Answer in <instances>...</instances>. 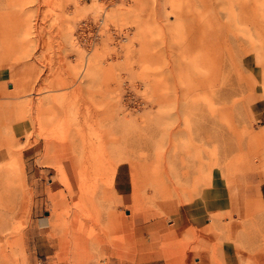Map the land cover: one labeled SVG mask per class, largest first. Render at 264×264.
I'll use <instances>...</instances> for the list:
<instances>
[{
	"label": "rangeland",
	"instance_id": "rangeland-1",
	"mask_svg": "<svg viewBox=\"0 0 264 264\" xmlns=\"http://www.w3.org/2000/svg\"><path fill=\"white\" fill-rule=\"evenodd\" d=\"M246 2L33 0L24 16L20 0H0V89L12 76L34 86L28 103L8 105L15 116L0 105V264H100L152 251L164 264H264V0L251 15ZM22 19L27 71L12 60ZM97 135L109 160L102 148L73 154L79 138ZM197 155L222 168H206L210 188L188 175ZM46 161L60 183L52 194L67 200L51 227ZM229 161L234 169H223ZM135 164L145 180L149 164L152 184ZM170 206L187 212H160Z\"/></svg>",
	"mask_w": 264,
	"mask_h": 264
},
{
	"label": "bare ground",
	"instance_id": "bare-ground-1",
	"mask_svg": "<svg viewBox=\"0 0 264 264\" xmlns=\"http://www.w3.org/2000/svg\"><path fill=\"white\" fill-rule=\"evenodd\" d=\"M21 1V5L19 6L20 7V11H22L21 12V14L22 15H24V16H30V14H29V12L30 11H32L31 9V6H29V5H31L32 3H33V0H20ZM248 1V3H249V5H246L247 4V2L246 3H242V4H240V9H241V12H243V11H247V14H249V15H251V11H252V4L254 3V1L253 0H247ZM171 3V2H170ZM257 3V2H256ZM234 7V6H233ZM237 7V6H236ZM21 9H24V10H21ZM170 9H171V11H172V8L170 7ZM173 12H174V10H173ZM18 13V12H17ZM183 16V14L182 13H178V18H182V19H186V17H182ZM187 16V15H186ZM26 19V18H25ZM25 19H22V20H19L16 24H17V32H19L20 34H22L23 35V39L21 38V39H19V40H17V42H16V44H15V47H13V56H14V58L12 59L14 62H16L18 65H20V66H22V67H24V68H22V69H24L25 71H27L28 70V68H31L33 65H34V62H32V52H31V50L29 49V43H30V39H29V35H30V29H31V26L29 25V20H25ZM100 20V19H99ZM250 22H251V19H250ZM102 23H104V21H102ZM252 23V22H251ZM250 23V25L252 26V24ZM99 24V23H98ZM20 30V31H19ZM19 34V35H20ZM44 37V36H43ZM125 41V40H124ZM4 43H6V42H4ZM12 43H13V41H11V44H7V45H9V46H12ZM45 44V43H44ZM116 45V44H115ZM133 46V45H132ZM41 47V46H40ZM248 53H253L252 51H250L249 50V52ZM253 56V55H252ZM254 57V56H253ZM254 60V59H253ZM35 61V60H34ZM253 62V61H252ZM87 63H88V61H87ZM251 64V63H250ZM17 65V66H18ZM89 65V64H88ZM248 65V64H247ZM85 66H86V64H85ZM84 66V67H85ZM87 68H88V66H87ZM90 68V67H89ZM85 69V68H84ZM253 71V70H252ZM251 71V72H252ZM16 72H18V71H16ZM17 74V73H16ZM17 77L18 76H12L11 78H10V80L12 81V85L13 86H11V88L8 90V91H6V90H2V89H0V100H2L3 102H2V104H0L1 106H2V111H3V114L5 115V117L7 118V116H15L14 114V112H12V111H10L9 110V104H11L12 105V103H14V102H18V101H22L23 103L24 102H26V103H28L29 101H30V96L32 95V93H33V84L31 85L30 83H28V81H20L19 82V84L17 83L16 84V79H17ZM72 80V79H71ZM59 81H61V80H59ZM240 80H238V81H236V82H239ZM70 83H72V82H70ZM74 83V82H73ZM72 85V84H71ZM18 88H20L19 90H18ZM61 89V88H60ZM75 90H76V88H74ZM74 90V91H75ZM77 91V90H76ZM75 94V93H74ZM78 100V99H77ZM73 110V109H72ZM80 122V121H79ZM78 122V123H79ZM90 122V123H89ZM82 123H84V124H86L85 126H87L86 128H87V130H88V128L89 129H92L91 131H92V133L95 131L94 130V124H92V122L91 121H88V120H86V121H83ZM94 123V122H93ZM81 124V123H80ZM82 127H84V126H82ZM83 130V129H82ZM90 131V132H91ZM92 133H91V138H92V136H95V135H92ZM79 136V135H78ZM81 136V135H80ZM81 137H83V136H81ZM89 137V136H88ZM87 137V138H88ZM97 137L99 138V141L97 142V141H95V143L94 142H92L91 140H90V138L89 139H87V141H82L80 138H79V140H80V143H81V147L79 146L78 147V149H73V154L74 155H81V156H84V155H86L88 152H90V150H92L93 148H102V151H104L105 153H106V156L104 155V153H103V155H104V157L105 158H108V160H109V157L107 156V154L109 155V153L107 152V149H106V146L108 145L107 143H106V141L104 140V138H102L101 136L99 137V135H97ZM78 139V138H77ZM79 142V141H78ZM78 144V143H77ZM48 144H46V146H47ZM77 148V147H76ZM155 148V147H154ZM156 149V148H155ZM165 154V153H164ZM155 156H157V154H155ZM165 156V155H164ZM164 156H162L163 157V159L162 160H164L165 159V157ZM215 156V155H214ZM213 156V157H214ZM161 157V158H162ZM159 158V157H158ZM158 158H156L155 159V162H156V160L158 159ZM160 158V159H161ZM195 160H196V166H192V171L188 174L190 177H191V180H192V184H193V186H196V185H204V187L205 186H208V188H210V185H209V182H210V178H208V176L206 175V168L209 170V168H210V170H211V168H215V169H220V170H222V168L221 167H217V165H216V159H214L213 158V162H212V164L210 165V166H206V165H204V162H203V159H202V157H200L199 155H197V156H195V158H194ZM128 162H130V161H128ZM155 162H154V164H155ZM132 163V162H131ZM130 164V163H129ZM145 164V163H144ZM153 164V163H152ZM181 164H182V162H181ZM131 165V164H130ZM134 165V164H133ZM151 165V164H150ZM125 166V165H124ZM137 166H139V165H137ZM136 166V164H135V166H134V170L136 169L137 171L138 170H140V169H137L138 167ZM146 166V165H145ZM153 166V165H152ZM205 166V167H204ZM123 167V166H122ZM144 168V167H143ZM149 168H150V166H149V164L147 165V168H146V171H147V173H146V171L145 172H143V174H146L147 176H146V178H147V180H152L153 178H154V176H152L153 175V173H151V172H149ZM224 168H226V169H229V168H232V169H234V166L230 163V161L226 164V166L225 167H223V169ZM237 168V167H236ZM125 169V168H124ZM127 169V168H126ZM128 170V169H127ZM154 170V169H153ZM122 171H123V169H122ZM136 171V174L138 175V177H142V175L141 174H139V171L137 172ZM144 171V170H143ZM128 172V171H127ZM213 173H211V174H213L212 175V182H215L216 184H217V182L216 181H219V179H220V173H218L216 170L215 171H212ZM119 173V172H118ZM126 173V172H125ZM157 173V172H156ZM155 173V174H156ZM235 173V172H234ZM234 173H230V174H228L227 176H232ZM130 174V175H129ZM128 175L130 176V179H131V181H130V179H129V181L131 182V183H129L130 185L132 184V185H134L136 182L134 181V178H136L137 176H135V174H133V175H131V173H129ZM118 176H119V174H118ZM157 176V175H156ZM123 177V176H122ZM127 177V176H126ZM128 178V177H127ZM143 179H144V176L142 177ZM125 179V178H124ZM141 178H139V180H140ZM142 179V180H143ZM157 179V178H156ZM155 179V180H156ZM136 180V179H135ZM138 180V181H139ZM145 180V179H144ZM147 180H145V182H143V183H141V184H144V183H146V181ZM149 180V181H150ZM154 180V179H153ZM153 180H152V182H151V184L153 183ZM132 181H134V182H132ZM141 181V180H140ZM139 181V182H140ZM123 182H125L124 180H123ZM122 178H119V180L117 181V183L111 188L112 189V191L111 192H116L117 190H116V186H118V185H121L122 183ZM139 182H137L138 184H139ZM156 182V181H155ZM126 183H128V182H126ZM149 184V183H148ZM192 184H191V186H192ZM140 185V184H139ZM144 186V185H143ZM142 186V187H143ZM130 188H131V186H130ZM153 188H155L154 186H153ZM193 188V187H192ZM194 189V188H193ZM196 189V188H195ZM194 189V190H195ZM125 190H126V187H125ZM144 190V189H143ZM162 191V194H167V192L165 191V190H161ZM193 191V190H192ZM208 191V190H207ZM155 192V191H154ZM204 192V191H203ZM209 192V191H208ZM202 193V192H201ZM119 194V193H118ZM203 194H205L206 195V193H203ZM203 194H202V197H203ZM205 195H204V197H205ZM121 197V196H120ZM190 197V196H189ZM207 197V196H206ZM191 199V198H190ZM121 201H122V203L124 204V205H126L127 204V201H126V198L125 197H121ZM130 207V206H129ZM131 211H132V214H133V217L132 218H134V214L135 213H137V211H136V209H134L132 206H131ZM180 214V213H179ZM182 214V213H181ZM131 218V219H132ZM184 218V217H183ZM181 219V218H180ZM154 224V223H153ZM157 224V223H156ZM155 224V225H156ZM198 225V224H197ZM157 227V226H156ZM158 231V230H157ZM171 231V230H170ZM98 241H99V239H98ZM103 241V240H102ZM202 241H204V240H202V238L199 240V241H197V244H198V242L199 243H201ZM254 264V263H253Z\"/></svg>",
	"mask_w": 264,
	"mask_h": 264
},
{
	"label": "crops",
	"instance_id": "crops-1",
	"mask_svg": "<svg viewBox=\"0 0 264 264\" xmlns=\"http://www.w3.org/2000/svg\"><path fill=\"white\" fill-rule=\"evenodd\" d=\"M26 151H28V150H26ZM31 153H34V152L28 151L27 155H30ZM0 163H3L2 160H0ZM59 165H60V167H62V169L72 172L71 169H67V167L65 166V162H60ZM46 169H48V170L51 169L54 173L51 184L49 186H46V203H48L47 205H48V207H50V212H51L50 218L47 219V222H48L47 225H49L51 227V222H54V218L56 216L55 215L56 208L62 207L63 204L67 200L61 199V193H60L61 191H58V192L52 194L53 191L58 189V186L60 185V183L56 180L57 171H56L55 167H53L52 164L50 165L49 163H47V161H46ZM46 173H47V171H46ZM5 178L7 180H9L8 175ZM170 209H171V206H170L169 210H167V211H163V209L162 210L160 209V212H162L166 216H171V217L177 216L176 220H178V218H181V215L183 213L187 212L186 210H182L181 211L182 214L180 216H178L179 212H176L175 214H171ZM220 214H222V211H212L211 212V215H213V216H215V215L218 216ZM185 216L187 218L188 215H185ZM145 230H146L145 227L140 226V229L138 230L139 239L141 238V240H143V238H142L143 234H141V233H143ZM107 246H109V244H107ZM154 249H155V247L152 245H148V249L146 247V250H154ZM100 250L103 252L107 251L106 245H101L97 251H100ZM149 253L150 254L146 257H141V255L137 256V254L134 255L133 257H127L124 254L122 256L118 255V257H121V258L127 259V260L129 259V261L123 260V259H118V258H113V257L104 258L100 264H164V263H160V261H157L160 257L159 254L156 255L157 251H152ZM184 264H198V261L195 262V261H190L187 259L184 261Z\"/></svg>",
	"mask_w": 264,
	"mask_h": 264
}]
</instances>
